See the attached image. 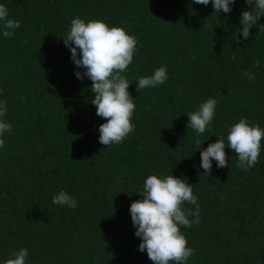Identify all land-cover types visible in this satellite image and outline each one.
<instances>
[{"label": "trees", "instance_id": "obj_1", "mask_svg": "<svg viewBox=\"0 0 264 264\" xmlns=\"http://www.w3.org/2000/svg\"><path fill=\"white\" fill-rule=\"evenodd\" d=\"M21 27L11 38L0 25V101L10 122L0 149V264L20 248L28 264H153L139 251L130 206L150 175H174L194 185L200 223L182 228L195 255L188 264H264V139L259 163L229 165L211 175L200 167L197 134L187 113L218 100L201 150L248 118L264 128V32L248 40L240 18L252 10L237 0L214 13L192 0H0ZM103 20L138 38L125 75L133 83L135 131L123 143H99L107 121L91 103L92 81L64 44L71 20ZM264 24V17L259 21ZM166 66L167 81L137 92V78ZM255 73L249 80L244 73ZM67 191L75 209L53 204ZM185 207L194 208L191 204ZM194 219V217H190Z\"/></svg>", "mask_w": 264, "mask_h": 264}, {"label": "clouds", "instance_id": "obj_2", "mask_svg": "<svg viewBox=\"0 0 264 264\" xmlns=\"http://www.w3.org/2000/svg\"><path fill=\"white\" fill-rule=\"evenodd\" d=\"M204 6L212 4L214 13H231L237 0H192ZM252 10H245L240 18V34L248 40L251 29L258 26L264 32V0H245ZM9 10L0 4V25L3 36L11 39L21 24L9 19ZM64 44L71 52V59L78 69L75 75L83 81L85 77L92 81L90 91L95 94L91 103L96 107V115L107 122L99 126V143L105 147L124 142L135 131L132 122L135 113V99L129 91L133 84L125 75L138 51V38L129 34L123 26H109L103 20H88L76 17L71 20ZM249 80H255V73L246 71ZM168 79V69L161 66L151 75L137 78V92L159 87ZM218 100L209 98L201 103L197 110L187 113L188 129L197 134L195 144L201 155L200 167L210 176L213 159L218 168L229 165L227 148L238 158L237 167L251 170L259 163L262 151L264 128L260 123H252L248 118H240L233 124L227 139L220 137L216 142L201 150L199 136L211 131L216 117ZM7 113V101H0V149L5 146V133L13 125L3 119ZM193 186L186 179L170 175H150L139 192L142 199L133 201L130 206L132 223L136 228L135 236L141 239L139 251L147 252L153 264H188L195 255V249L188 246V240L182 228H191L200 223V205L194 194ZM53 204L75 209L77 200L67 191H60L52 198ZM191 204L194 208L185 207ZM194 217V219H190ZM29 250L20 248L13 251L3 264H28Z\"/></svg>", "mask_w": 264, "mask_h": 264}]
</instances>
